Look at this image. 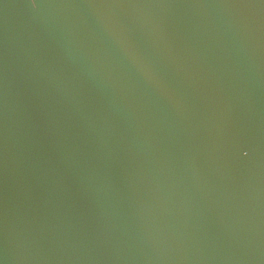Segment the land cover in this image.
<instances>
[{
	"label": "water",
	"instance_id": "water-1",
	"mask_svg": "<svg viewBox=\"0 0 264 264\" xmlns=\"http://www.w3.org/2000/svg\"><path fill=\"white\" fill-rule=\"evenodd\" d=\"M0 264H264V0H0Z\"/></svg>",
	"mask_w": 264,
	"mask_h": 264
}]
</instances>
